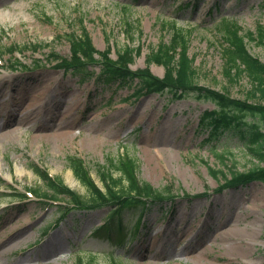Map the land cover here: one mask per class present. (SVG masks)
I'll list each match as a JSON object with an SVG mask.
<instances>
[{
	"label": "rangeland",
	"instance_id": "374dc122",
	"mask_svg": "<svg viewBox=\"0 0 264 264\" xmlns=\"http://www.w3.org/2000/svg\"><path fill=\"white\" fill-rule=\"evenodd\" d=\"M187 3L196 5L185 8ZM124 6L128 7L126 12ZM223 20L236 22L242 34L252 32L253 39L245 41L246 49L264 63V37L260 42L264 0H0V125L5 124L0 131V178L4 181L0 190L9 192L5 187L11 185L21 192L42 185L33 172L34 164H38L84 195L86 190L68 168L66 156L81 158L94 182L103 188L98 167H106L110 160L126 153L136 160L139 179L154 188L172 185L173 193L179 196L182 192L210 193L190 204L176 197L172 215H161L158 206L151 207L142 216L144 227L134 237L130 235L138 213H124L126 237L122 244L115 236L110 240L90 236L108 209L88 216L72 211L58 227L47 230L58 216L54 207L32 198L2 211L12 201L0 197V250L4 248L2 242L10 239L3 234L9 235L15 227L9 219H17L16 229L25 225L17 232L21 242L0 256V264H79L78 258L82 263L92 259L93 264L263 263L264 185L254 183L241 191L212 193L222 179L212 177L209 168L229 174L264 162L227 133L205 141L207 133L199 132L197 125L204 110L215 108L212 102L192 96L174 101L169 93L125 102L136 81L117 87V81L64 74L46 61L49 52L68 55L66 35L78 34L84 27L96 49L102 51L109 45L114 59L125 46L139 45L141 54L134 58L131 68H143L149 49L168 42L174 24L188 38V55L194 58L195 79L200 86L256 104L260 100L250 94L253 84L246 76L230 80L224 75L219 28ZM126 23L132 28L131 39L125 32ZM33 45L39 48L35 50ZM10 46L21 51L16 49L11 57L7 52ZM14 59L27 68L11 69L9 64ZM34 59L42 60V68L33 67ZM149 68L154 75H163L161 66L151 64ZM89 69L97 72L99 68ZM19 83L29 86L16 90ZM60 126H70L73 134L66 139L58 136ZM226 151L229 153L224 160L214 155ZM112 176L117 174L112 172ZM186 211L179 222L191 223L195 231L184 241L179 237L186 228H179L174 221ZM168 226L171 229L161 235ZM57 235L63 239L47 254L49 248L44 242ZM160 236L166 240L164 244L150 243ZM142 242L147 243L141 252L126 254Z\"/></svg>",
	"mask_w": 264,
	"mask_h": 264
},
{
	"label": "trees",
	"instance_id": "16d2710c",
	"mask_svg": "<svg viewBox=\"0 0 264 264\" xmlns=\"http://www.w3.org/2000/svg\"><path fill=\"white\" fill-rule=\"evenodd\" d=\"M227 43L231 49H226V75L233 79L245 74L254 85L253 95L258 94L262 103L249 104L246 101L232 99L222 93L199 86L195 81L196 71L193 68V59L187 55V40L180 30H173V34L167 43H162L152 48L147 57V64L155 63L163 66L162 79L154 77L148 70L139 69L130 71L129 64L133 62L140 49L132 50L125 47L118 51L117 59L108 58L109 48L101 53L102 73L108 79H126L138 77L149 92L163 91L168 88L174 98L194 94L198 99H206L214 102L217 109L204 113L203 127L210 130V135L216 136L224 130L233 132L247 145L258 161L264 162V64L251 57L242 38L238 36L239 28L235 24H224ZM129 31V30H128ZM251 37V33H248ZM71 56L63 59L52 55L58 67L82 68L87 63L94 61V48L89 38L83 37L71 39ZM231 71L235 74H231ZM137 93H140L138 91ZM250 116V120H245ZM219 159L223 154H215ZM68 163L76 178L87 188L85 198L78 196L59 182L49 180L44 173H39L46 184V188L55 197L65 195L82 209H94L105 205L117 206L116 214L125 208L140 207L145 205L142 199L151 201L168 200L172 195L169 187L162 190L153 188L150 184L136 177L137 165L129 158L118 159L116 163L110 162L109 167L102 173L105 191H101L91 180L82 162L75 157H68ZM116 172L118 177L113 178L111 172ZM211 175L221 174L224 180L222 188H236L245 186L253 181L264 183V165H257L245 172L232 171L228 175L216 170H210ZM264 264V263H263Z\"/></svg>",
	"mask_w": 264,
	"mask_h": 264
},
{
	"label": "bare ground",
	"instance_id": "6f19581e",
	"mask_svg": "<svg viewBox=\"0 0 264 264\" xmlns=\"http://www.w3.org/2000/svg\"><path fill=\"white\" fill-rule=\"evenodd\" d=\"M20 86H25V84H18V85H16V88H20ZM39 95H37L36 96V98L38 97ZM30 107V106H29ZM61 129H64V130H61ZM57 133H58V136H61V137H63V138H67L68 136H70V135H72L73 133H72V131H71V129H70V126H60V128H59V131H57ZM149 147L151 146V145H148ZM152 154H153V156H154V158H156V153L154 152V151H152V149H150L149 150ZM9 222H10V224H14L13 226H15L14 228H12L11 230H10V232H12V233H16L15 235H13L10 239H5L3 242H2V245H4V248H2L1 250H0V256H5V255H7V254H9L10 253V251H11V249L13 248V247H15V246H17L20 242H21V239L20 240H17V236H18V230H19V232L20 231H22L24 228H25V225H22V226H20L19 227V229H16L17 227H18V222H17V219L16 218H10L9 219ZM181 225H186L185 223H182ZM186 228V231L184 232V234H182L181 235V237H180V239L181 240H184V241H187V237L189 236V235H191L194 231H195V227L194 226H186L185 227ZM16 229V230H15ZM167 230H165L164 232H166ZM5 237H8V234H3ZM62 239V236H60V235H57V236H54V238H53V240L52 241H47V242H45L44 243V245L45 246H48V248H49V251L47 252V254H50V253H52L51 252V247L53 246V244L56 242V241H58V240H61ZM159 240L158 239H153V240H150V243H152V244H155V243H157ZM145 248V242L144 243H142L140 246H137L136 248H135V250L136 251H142L143 249Z\"/></svg>",
	"mask_w": 264,
	"mask_h": 264
}]
</instances>
